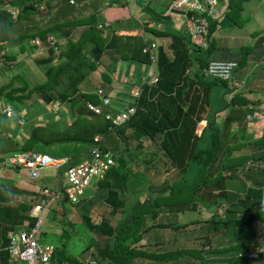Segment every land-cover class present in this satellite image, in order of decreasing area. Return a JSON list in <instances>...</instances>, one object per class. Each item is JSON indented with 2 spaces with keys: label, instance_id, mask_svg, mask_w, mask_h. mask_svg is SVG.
<instances>
[{
  "label": "trees",
  "instance_id": "obj_1",
  "mask_svg": "<svg viewBox=\"0 0 264 264\" xmlns=\"http://www.w3.org/2000/svg\"><path fill=\"white\" fill-rule=\"evenodd\" d=\"M51 1L0 0V47L7 46L11 33L15 31L20 32L18 48L23 53L28 40L30 42L35 37L45 40L47 33H54L59 38L66 39L64 45L58 46L59 48L61 46L67 48H61V51L56 55L53 47L47 46L46 55L34 58L36 64L45 65V79L41 82V86H38L39 83L33 85L32 93H39L40 96L38 95V97L40 99L37 98L39 101H36L38 105L41 104L42 110L45 109V105L51 99L60 98L65 101L70 96L68 100L72 103L70 109L74 107L73 114L68 113L69 115L65 114V116H68L71 122L69 120V125L66 127L51 126L50 122H48V125L42 121L38 124L32 123L33 126L30 130L27 129L26 138L21 137L20 140L12 137L10 132L13 128L11 125L12 119L4 115L2 112L3 106L0 104V168H15L13 165H6V157L17 151H36L48 154L46 151L42 152L41 150H49L56 146L58 153L63 148H74L78 144H82L88 153L91 147L95 145L93 140L95 134L99 133L103 137L104 132L127 123L133 129L138 144L133 149L134 154L130 156L134 159V161H129L133 164V166L131 164L133 168L135 165H140L136 155L137 152L140 153L141 151L146 155L150 153L143 152L142 148L139 147L143 145L144 139L154 142L159 141L156 142L157 144H153L154 150L157 152L156 156L151 155L145 160L147 173H154L155 180H153L154 178H145L143 181L146 184L149 180L148 186H145V189H148L139 188V193L135 199L134 195L128 197L125 190H130V187L127 186L128 182H134V180L113 168L116 164V160H114V165L109 168L105 177L98 182V186L99 183L104 182L102 188L108 192L110 200L115 197L113 204H117L122 208L119 210L122 220L120 223L110 226L108 225L109 218L100 223V219L95 220L90 217L89 207L82 210L81 222L85 229L91 233L89 243L84 248L86 251L90 250L88 258H93L98 264L99 262L105 264H135L139 258L157 262L172 261L175 264L178 261L181 262L180 264H193L196 259L204 263L205 261L209 262L211 258L214 261H226L228 264H264V135L252 141V145L249 147L250 151L239 152L240 148H243L240 147V142L234 141L235 135L228 136L224 140L219 139V136L224 132L219 130L222 123L218 125L215 119L210 120L207 117L206 123L200 132H196L197 121L193 116L196 115L202 97L201 92L191 95L186 107L181 105L190 78L186 71L189 67H193L194 63L196 65L197 62V67L200 70L201 82L209 86L221 83L226 87L227 82L231 81L234 71L241 66V62L240 64L237 62L230 79L215 78L210 76L205 69L211 61L208 55L191 57L190 51H199L201 47H196L195 44L190 43L189 38L185 36L172 35L171 47H169L173 56L172 59L166 55L162 47H158L156 59L158 80L155 86L149 85L146 88L143 86L144 92L141 93L136 103V112L125 122L112 125L111 120L104 117V114H95L88 108L89 104L98 105L100 100L95 93L81 89L83 82L89 78L93 71L97 70V66H100V75L102 80L108 84H106L107 86L112 87L121 83L122 92L109 95V103L105 105L109 109L113 96L114 99L121 98L126 104L129 98V89L136 84H140V81L137 78L134 81H131L132 79L112 80L113 74L108 72L109 68L107 67L120 61L119 57L123 53L118 52L119 57L116 54L117 52L110 53L109 57L105 59V52L108 49L103 47V30L96 29L94 12L88 14L85 18H66L64 12H68L72 6L75 7L69 4L68 0H56V3L60 1V4H64L59 9V14H62V16L55 14V19H53L55 21L36 31L29 30L35 26L36 21H34L33 16L36 13L42 15L40 17L42 19L47 16V13L50 15ZM106 1L92 0V5L97 10L101 3L103 4ZM245 1L230 0L228 9L219 22H217L218 19H209L207 30L209 41L217 28L223 27L225 22H227V25L235 24L237 21L241 22L239 14ZM40 5L43 6V9L46 8L44 14L39 12V10H42L39 8ZM8 9H14L16 11L15 15L12 16L13 14ZM154 14V18L157 20L168 19L162 13ZM204 14H206V10ZM145 28L149 29L148 27ZM85 42H92L94 47H82ZM31 47L33 49L37 48L33 43H31ZM206 49L210 53V47ZM6 50L7 53L0 56V70L15 68V54H8V48ZM131 54L127 57V61L133 59L139 63L149 64L150 62L149 53L142 52L141 47H138L137 51L132 50ZM54 58L58 59L56 65L50 64ZM204 70L209 78L205 77ZM65 77L70 89L62 88L57 91L61 87V79ZM15 79L22 82L20 86L13 84ZM27 87L28 85L24 84L23 75L17 73L16 76L9 79V82L0 85V100L12 105L21 101L25 102V99H29L32 95L31 88ZM147 91L151 92L150 94L160 91L163 97L158 96L157 99L154 97L148 100L146 97ZM103 92L105 94L106 90ZM161 104L163 106L160 108ZM256 105L257 110L264 109V105ZM258 105H261L262 108H259ZM122 110L113 114L116 115ZM3 122L6 124L5 127L2 126ZM24 123H27L26 119ZM156 136H160V138L158 139ZM221 143H224V145L221 146ZM58 146H61L60 150H58ZM127 150L124 148L125 154ZM159 154H161L162 159ZM66 156L69 158L66 164L60 168L61 174L67 166L74 165L71 156ZM122 158L123 155L118 158V162H122ZM159 158L161 165L163 167L165 165L161 172H158L160 170L158 169L160 166L157 164ZM235 177L245 179L247 183L243 194L236 198L235 195L227 191L229 186L231 187L230 181L234 180ZM12 181L13 179L7 176L0 177V264L15 263L6 249L9 243L8 232L29 229L24 228L23 225L26 222L33 225L36 220L28 214L31 205L22 200L16 204L13 203V201L18 200L20 195L29 192L8 187L7 185L13 184ZM41 188H44V186ZM141 191H143L142 199L140 198ZM31 193H34L38 201L39 195L36 190ZM122 193L126 195V200L125 197H120ZM65 202V200L60 201L61 205ZM78 202H80V199ZM202 205H207L208 211L200 219L190 221H178L176 219L180 212L185 210L195 211L196 208L200 210ZM211 206L213 209H211ZM116 207L113 208L112 205L111 216L117 214L118 209L116 210ZM221 208L222 213H218ZM62 211L61 209V216L64 219H58V214H56L57 217L54 215L55 222L59 220L57 224L63 226L59 234V236H62L60 238L68 239L70 232L66 229V226L73 228V225L77 223L65 217V213ZM161 211L166 212L164 217H159ZM157 218L158 220H156ZM198 220L202 230L207 235L211 230L215 232L213 234L217 233L214 241L205 236L196 247H183L180 244L179 248L165 251L163 249L148 251L134 246L143 239L145 233H149L154 229L168 227L176 231L181 227L197 223ZM210 241L217 245L221 244V246L212 247ZM258 250H260L258 257L249 256L251 252ZM209 251H212V253H208ZM88 258L83 260L78 258L77 255L67 253L65 242H56L55 252L51 257L50 264H88ZM192 258H195V260H192ZM250 261L253 262L250 263ZM16 262L19 264V261ZM136 264L141 263L138 260Z\"/></svg>",
  "mask_w": 264,
  "mask_h": 264
},
{
  "label": "crops",
  "instance_id": "obj_2",
  "mask_svg": "<svg viewBox=\"0 0 264 264\" xmlns=\"http://www.w3.org/2000/svg\"><path fill=\"white\" fill-rule=\"evenodd\" d=\"M148 1L146 2L145 0V1H142V3H140L138 0H132L135 6L134 5L130 6L127 3L129 7L125 9L121 8L120 9L121 13L119 14H112L111 12H109L108 14L107 11H112V10L110 9V7H104L102 9V3L100 5V11L99 9L95 10V12L97 11V15H98V17L95 20L96 22L106 21L108 24H110L109 27L106 29H103V32H102V35L104 36L103 47H107L108 49L105 52V59L109 57L108 55L110 53L114 54V52H117L116 54L119 57L118 52L123 53L125 51V47L129 45L130 47L128 48L131 51L132 50L137 51L138 47L140 46L136 44L135 42L136 39L140 44H142L143 39H145L146 41H149L150 43H154L155 44L154 51H156V54L158 53V50H159L158 47H162V49L166 52V55L170 59H172L173 57L171 53V49L169 48L171 47L170 45L172 41V35L177 36V37L185 36L189 38L190 43L195 44L196 47L198 46L192 40L191 35L188 33V31H186L185 29V25H184L185 19L183 15L180 13L181 11H174L172 14H165L167 11V8L165 10L164 9L155 10L151 6L152 4L151 5L147 4L149 3ZM171 1L173 0H170V2ZM202 1H203L202 3L203 6H205L206 5L205 0H202ZM115 2H118L122 6L127 5V4L125 5L121 0H116ZM263 5H260V6L251 5V4L249 5L245 1L243 3V9L241 13L239 14V17L241 18V22L237 21V23L232 24V25H227V22H225L223 24V27L220 26V28H217V30L212 35V38H210V41L208 40V37H207L208 26L206 27V30L203 33V38L201 40L200 47H201V50L205 49L206 51H207L206 48L210 47L211 49L210 52L211 51L213 52V57H209V59L210 60H233V61L238 62L239 64L241 62V66H239L234 71V73L232 74L231 81L227 82L226 91L225 89L220 88L218 85L209 86L201 82L200 80L201 77L199 76L200 70L197 67V62H196V65L194 63L193 67L191 66L187 69L186 73L189 75L190 78L188 80V83H189L188 88L182 97L181 105L186 107V105L188 104L190 100L191 95L193 94L195 95L196 93L198 94L200 92L202 93V97L200 99L199 106L196 111V115L193 116L197 121V128H196L197 133H199L201 128L205 125V120L207 117L210 120L211 119L217 120L216 123H218V125L219 123L222 122L221 131L224 133L227 131L231 133V131L234 130V125H235L234 119L238 117H242L244 121V127L242 129L244 131V135L246 136V140L245 142H243V144L246 143L248 144V146H251L253 140H256L264 135L263 121L259 117H256L253 119H248L247 117L249 114H252L256 111L257 109L256 104L264 105L263 104L264 103V24L262 23V19L260 18H254V20L256 21L253 20L252 23L250 24H247L246 22L247 15L250 12H252V10H255V9L257 10L261 7H264ZM227 9L228 8H226V10ZM8 11H10V13L13 15L16 12L14 9H8ZM225 12L218 18L217 22H219L220 18L223 17ZM154 13L156 14L162 13V15L164 17L165 16L168 17V19L157 20L154 18V15H155ZM204 13L205 11L201 13L199 10L194 11V12L188 11L187 15L194 14L196 17L204 16V17H207L208 20L211 19L209 16H207ZM254 15L256 16L257 14H254ZM99 16H101V19L99 18ZM260 17H263L261 13H260ZM152 21L160 22L161 23L160 28L159 29H152V28L146 29L145 27H147V23L152 22ZM133 33H137V34L132 35ZM62 41H63V44L66 43V39H63ZM82 47H94V44L92 42H85L83 43ZM4 48L0 47V56H2L1 52L4 50ZM201 50L190 51L191 57L196 58L197 56H200ZM107 61H111V60H107ZM153 67L154 69L151 68L150 64L139 63L133 59L129 61L120 59L117 65L113 63L110 65V67H107V68H109L108 72H111V74H113L112 80L116 81V80H122V79L123 80L132 79L131 81H134V79L137 78L140 81L139 85L145 86L146 88L149 85L152 87L155 86V83L150 82L152 77L156 76L158 80V65L156 62L154 63ZM203 72H204L205 77L209 78L206 71L204 70ZM83 83H87V85H89L90 89H88L87 91L92 92V93H95L96 88L100 86L101 84L103 85L104 90H106V93H108L110 96L113 93L122 92L121 83L115 84L112 87L107 86L108 84L102 80L100 72L96 70L93 71L91 75L89 76V78H87V80L84 81ZM88 83H90L91 85ZM150 93L151 92L149 91L146 92V97L148 100L154 97L157 99L158 96H160V98L163 97L161 94L162 92L160 91L155 92L154 94L152 93L153 95ZM220 99H222L223 101L225 100L224 102L226 103V105L223 109L220 110L218 114L216 112H214L213 114V111H215L217 106L221 105ZM226 100H229L230 102L229 101L226 102ZM245 101L247 102L244 103ZM162 106L163 105L161 104L159 107L161 108ZM258 107H262V106L258 105ZM130 129L131 130H127V132L131 136L130 140L132 138V140H135L136 142V143H133L132 147L134 148V147H137L138 144H137L136 136L134 134L133 129L132 128ZM156 137L158 139L160 138V136H156ZM145 140H147L148 142H151V140L149 139H145ZM145 140H144V144H145ZM156 142H159V141L156 140ZM227 142L228 141H226V143ZM227 144H229V142ZM101 147L104 148L102 146V143H101ZM139 147L143 149L144 146L142 145ZM245 147L247 146L245 145L242 148H245ZM247 151L249 150L247 149ZM88 155L90 157V152H88ZM136 168H137V165H135L134 169ZM7 177L11 178L9 175ZM98 182H99L98 180L94 181L97 189L93 191L91 195H86L84 193L82 197V199H84L82 202L86 205L84 209H88L89 207V213L91 215L90 217L92 218V216H94L93 215L94 213L93 211L95 210L94 207L95 206L100 207V218H98L97 220L100 219L99 221L101 223V221H104L105 219L109 218L108 220H110V222L108 223V225L113 226L117 223L116 222L117 219H120V220L122 219L121 212L119 211L122 208L117 206V204H113L115 197H113L112 200H110V197H108V192L101 186H98ZM125 192L128 197L132 196L130 190H125ZM141 195L142 194H140V196ZM118 196H119V193H118ZM120 197H125V200H126L125 194L122 193ZM135 198L136 197L134 196V199ZM112 205H113V208L116 206L118 207V208L116 207V210L118 209L117 210L118 212H116L117 214L115 216H111L112 214H110L111 210L113 209ZM54 207L55 206H53V211H54ZM30 210H31V206L28 212L29 216H31ZM30 226L31 225L29 224V222L28 223L26 222L23 225L24 228L25 227L29 228ZM74 226L76 227V229L74 228L73 235L71 236V238L63 239V238H60L58 234L57 238L59 240L56 242L57 243L65 242V248H66L67 253L77 255L78 258L86 260L85 258H86L88 250L87 251L84 250L85 248L84 246L89 243V238L91 237V233L85 229L82 223L75 224L73 225V227ZM89 233L90 235H88ZM71 234L72 233H70V235ZM70 241L73 242L71 244V249H70V246H68V243ZM102 264H105V263L102 262Z\"/></svg>",
  "mask_w": 264,
  "mask_h": 264
},
{
  "label": "rangeland",
  "instance_id": "obj_3",
  "mask_svg": "<svg viewBox=\"0 0 264 264\" xmlns=\"http://www.w3.org/2000/svg\"><path fill=\"white\" fill-rule=\"evenodd\" d=\"M125 5L128 3L130 6H133L134 3L132 2V0H121ZM140 3H142V1L145 0H138ZM148 0H146L147 2ZM239 1V0H236ZM51 11H50V15H48V13L45 15L46 17L40 18L42 15L36 13L33 16L34 21H36L35 26L32 27V29L29 30H33L36 31L39 28L44 27L45 25L55 21L53 19H55V14H58L60 16H62V14H59V9L62 8V6L64 5L63 3L60 4L58 1L56 3V0H52L51 1ZM149 3L147 4H152V8L153 9H166L168 4H170V0H149ZM170 2V3H169ZM246 2L250 5H263L264 4V0H246ZM92 4V0H89V3L86 4L84 7H71L70 10L68 12H64L66 18H76V17H82V16H87L91 11H93V8L91 6ZM126 6H122L120 5L118 2H115L113 0H107L106 2H104L102 4V9L104 7H110V9L112 11H107V13L109 14V12H111L112 14H119L121 13L120 9L121 8H128L129 5ZM135 6V5H134ZM264 6V5H263ZM42 10H39L40 13H45L46 12V8L43 9V7H39ZM99 11H100V6L98 7ZM49 12V11H48ZM260 13L262 14L263 17H260ZM99 14V13H98ZM254 14H257L256 16ZM15 15V14H14ZM12 15V16H14ZM98 17V15L96 14V18ZM99 18L101 19V16H99ZM254 18H260L262 19V23L264 24V7H261L259 9H255L252 10V12H250L247 15V24L252 23V21L254 20ZM24 21V20H23ZM21 21V22H23ZM243 21V20H242ZM256 21V20H254ZM29 23V22H28ZM29 25V24H28ZM28 30V31H29ZM54 36H56V38L58 39L59 37L57 35H55L54 33H51ZM137 33H133L132 35H135ZM20 32H12L11 33V37L9 38V40L7 41V46H4L5 48H8L9 52L8 54H15V59H16V63L15 64V68H6L5 70H0V85H3L4 83L9 82V79H11L12 76H16L17 73L21 74V76L23 75V79H24V84H27L29 88H31L30 92H31V96L29 99H25L24 101H21L19 103H15V105H13V108L15 109V111L17 112V114L21 115L22 117H24L27 120L26 124H21V122L17 123L14 121L15 118H12L11 121V125H12V129H11V135L14 138L17 139H22V138H26L27 136V129L30 130V128L33 126L32 123H39V122H44L46 124L49 125L48 122H50V125H58L59 127H66L69 125V120L68 116L69 114H73V108L70 109V106L72 103H66L64 104L63 108H60V110L54 115L52 110H49L47 105L46 108L44 110H46V113L42 110L41 104H37L38 100L37 98L39 93L38 92H33V85L36 83H39L38 86H41L42 83L45 79V74H44V68L45 65H38L35 63L34 58L46 55V47H44L43 44H41V49H37L39 48L36 44V49H33L31 47V43L29 42V40L26 42V46L24 47V53L21 52L22 50H20L19 47V43H20ZM32 40V39H31ZM62 40H60V42H58V45L61 43ZM65 42V41H64ZM136 44L139 45L141 47V44L137 41V39L135 40ZM57 44V43H56ZM64 45V44H61ZM3 46V45H2ZM3 47V48H4ZM44 47V48H43ZM129 46L125 47V51L123 52V55L120 56V59H125L127 61V57L131 55V50L128 48ZM4 48V51H6V49ZM61 48H67L64 46H61L55 53V55L61 51ZM169 52V51H168ZM107 54V53H106ZM203 55H208L209 57H213V52L211 51L210 53H208L205 49H202L200 51V56ZM122 57V58H121ZM58 59L54 58L52 60V62L50 64H57ZM118 62H115V65H117ZM100 72V66H97V70ZM22 82L18 79H15L13 81V84L15 86H20ZM61 87L58 90H61L62 88L69 90L70 87L68 85V81L65 78L61 79ZM218 86L220 88L225 89V91L227 90V86L225 87L224 84L218 83ZM27 87V88H28ZM81 89L84 91H87L89 89V85H87V83H83V86H81ZM49 91V90H48ZM40 96V95H39ZM220 97V95H219ZM112 102L109 106V110H111L112 113H116L120 110H122L124 108V101L121 98H115L114 96L112 97ZM40 99V98H39ZM221 100V105L217 106V108L215 109L214 112H216L217 114L220 112L221 109H223L226 105V103ZM39 101V100H38ZM229 100H226V102H228ZM77 102V100H76ZM75 102V103H76ZM5 102H3L2 100H0V104H4ZM64 107H66L68 109V111L64 112ZM105 109V108H103ZM75 110V109H74ZM69 113V114H68ZM37 116V117H36ZM61 116V117H60ZM60 117V120H59ZM71 122V120H70ZM211 122V121H210ZM209 122V123H210ZM235 125H234V130L230 132H225L224 134H222L221 136H219V139L224 140L227 139L228 136H233L235 135V141L240 142V147H244L245 145L247 147L239 150V152H247V149L250 151L248 144H243V142H245L246 140V136L244 135V131H243V127H244V121L242 119V117H238L236 119H234ZM204 123V122H203ZM206 123V122H205ZM222 123V122H221ZM5 122L2 123V126L5 127ZM208 127V126H207ZM0 128H1V123H0ZM220 128V127H218ZM127 130H131L130 127L128 126V124H123L117 128H113L111 130H108L106 132L103 133V142H102V146L108 150L111 151L113 157L116 160V164L113 168H115L118 172L126 174L128 176V178L130 177V179H133L134 182H128V187H130V191L131 194L134 195L137 198V194L139 193L138 190L139 188H143L145 189V186H148V182L147 184L145 181V178L148 179H153L155 174L152 172H148L147 173V165H145V160L148 159L151 155L152 156H156L157 152L154 150L155 147L153 146V144H155L156 142L152 141L148 142L147 140H145V144L143 142V152H147L149 153L148 155L144 154V153H138L137 152V159L139 162V166H137L136 169H134L131 166V162H129L130 160L134 161V159H132L130 156H132L134 154V148L133 143H136L135 140H130V134H128ZM221 131V129H219ZM22 137V138H21ZM209 140H210V136H209ZM130 142V144H129ZM38 144V143H37ZM151 144V145H150ZM157 144V143H156ZM218 145V143H217ZM224 145V143H221V146ZM124 148L129 149L126 151V154L124 153ZM61 149V146H58V150ZM42 152L46 151L48 154L52 155V156H58V155H69L71 156V161L73 164H78L80 162H82L85 159H88L89 155L86 151V149L84 148V146L82 144H78L76 147L74 148H63L62 151L60 150L57 153V147H52V149H42ZM141 152V151H140ZM57 153V154H56ZM131 154V155H130ZM236 154V153H235ZM239 154V153H238ZM123 155V161L122 162H118V158L121 157ZM143 156V158H142ZM160 158L162 159L161 154H159ZM159 158V163L158 166V172H161V169L164 167L161 165V160ZM141 159V161H140ZM131 163V164H130ZM142 163V164H141ZM26 171L27 169L24 167H8L5 169H1L0 168V177H5V176H10L13 181H12V185H7L8 187H14V188H18V189H22L26 192H29L28 194H23L20 195L18 200L13 201L14 204H16L19 201H24L29 205H34L37 201V198L34 196V193H31L32 191L35 190H39L41 187H47V188H52V189H59L62 187L64 181H63V176L61 174V169H53L52 167H46V168H42L40 170V177H38L37 179H29L26 175ZM143 171V174H142ZM138 172V173H136ZM155 180V178L153 179ZM63 181V182H62ZM100 181V180H98ZM159 181V179H158ZM157 182V181H156ZM231 183V187L229 186V188L227 189V191H229L230 193H232L233 195H235L234 197H238L241 196L243 194V191L245 190V187L247 186L246 180L245 179H239V178H234V180L230 181ZM104 182L99 183V186H103ZM97 189L96 185L94 182H92L86 189H85V194L86 195H91L93 191H95ZM148 188H146L145 190H147ZM144 191V190H143ZM143 191L140 192V194L143 193ZM142 197V195L140 196V198ZM212 197V196H211ZM142 199V198H141ZM83 200H80V202L76 203V204H69L67 202H65L63 205H61V203H55L53 204L54 207V212H53V206L51 208H46L43 213H42V224L41 227L39 229V233L41 235V240L43 242H51L52 244L55 245L56 241H58L59 239L57 238V235L60 234L61 229H62V225H59L57 223H59V220H57L55 222V216L56 214H58V219L59 218H63V216H61V209L63 210L62 212L65 213V217L71 219L72 221H75L77 224H81V212L82 210L86 207V205L82 202ZM95 202V201H94ZM60 207H58V206ZM62 207V208H61ZM200 210H198L196 208L195 211H187L185 210L184 212H180L178 214V216H176V219L178 221H190V220H195V219H200L202 216H205L207 213L206 211H208V207L207 205H202L200 206ZM94 213L92 216L93 219H98L100 218V207H94ZM211 209H213V207L211 206ZM162 213L159 214V217H164L166 215V212L161 211ZM218 213H222V208L218 210ZM55 215V216H54ZM57 217V216H56ZM94 220V221H95ZM122 220V219H121ZM120 219H117V223L121 222ZM158 220V218L156 219ZM75 225V224H74ZM74 228L76 229V227L74 226L73 228H70V226H67V230L72 233L71 235L69 234L67 238H71V236L73 235V231ZM213 230L210 231V233L207 235L206 232H204V230H202L201 228V224L199 223V220L197 221V223H192L186 227H181L179 229H177L176 231H174L171 228H162V229H154L153 231L149 232V233H145L143 236V239L138 242L137 244H135V247L141 248V249H145L148 251H159V249H163V251L167 250V249H173V248H179L180 244H182L181 246L183 247H196L200 244V241H202V239L206 236L207 238L209 237L211 241H214V238H216V234ZM90 235V233L88 234ZM61 236V235H60ZM62 237V236H61ZM89 237V236H88ZM210 241L211 246H217L220 247V245H217L216 243H213ZM70 243V244H69ZM68 246H70L71 249V244L73 242H69ZM86 243V242H85ZM179 245V246H178ZM86 247V245L84 246ZM262 249V248H261ZM263 251V250H262ZM255 252H260V250L255 251ZM254 252V253H255ZM90 253V250H88L86 258L88 257ZM208 253H212V251H209ZM179 258V256H177ZM256 257V256H254ZM176 258V257H175ZM175 258H171V259H175ZM217 259V258H216ZM140 261L141 264H175L172 261H168V262H157V261H152V260H148V259H144V258H139L138 259ZM189 260V259H188ZM187 260V261H188ZM192 260H195V258H192ZM196 262H194L193 264H228L226 263V261L221 260V262L219 261H214L212 258L210 259L209 262H204L201 263L198 259L195 260ZM253 261H250V263H252ZM137 263V262H136ZM135 263V264H136ZM181 262L178 261L176 264H180ZM8 264H12L11 262H9ZM13 264H18L17 262L13 263ZM99 264H102V262ZM252 264H256V263H252Z\"/></svg>",
  "mask_w": 264,
  "mask_h": 264
},
{
  "label": "built area",
  "instance_id": "obj_4",
  "mask_svg": "<svg viewBox=\"0 0 264 264\" xmlns=\"http://www.w3.org/2000/svg\"><path fill=\"white\" fill-rule=\"evenodd\" d=\"M75 3V0H69ZM202 0H173L167 7L165 14H172L174 11H181L184 17V25L186 31L191 35L195 43H201L203 33L208 26L207 17H196L194 14L187 15L188 11H197L201 13L206 10V15L211 19H218L226 10L229 0H205L206 5L203 6ZM203 6V7H202ZM179 13V14H180ZM101 27V25H99ZM150 28L159 29L160 22H148ZM47 42L53 43L52 37H47ZM33 44H40L39 39L31 40ZM154 43H146L143 50L148 51L150 66L154 69L156 54L154 52ZM4 50L1 55L4 54ZM237 66V62L233 60H211L207 66V73L210 76L220 79H230L232 71ZM157 77H152L150 82L153 83ZM143 87L139 84L134 85L129 91V101L124 109L114 115L111 111H106L98 106L89 104V109L95 113L104 114V117L111 120L112 125L125 122L136 112V103L141 96ZM102 99V103L107 105L109 97L103 96V89L100 87L96 91ZM262 108V107H259ZM2 112L6 116H11L13 111L10 105H6ZM248 119L259 117L264 123V115L260 111L249 114ZM22 121V119H21ZM102 135L95 134L93 137L95 145L91 147L90 157L76 165L67 166L63 170V185L61 189L52 190L44 188L40 191L41 196L38 202L32 207L31 215L36 221L29 229L20 230L18 232L9 231L7 234L9 243L6 249L9 252L12 261H19V264H50L51 257L55 252V245L51 242H43L40 238L39 229L41 227V219L43 211L59 200H66L70 203H76L84 192V189L95 180H101L105 177L106 172L114 164L113 155L110 150L101 147ZM68 161L67 157H54L45 153L36 151L20 152L10 155L6 160L7 166H22L27 168L28 178H37L43 167L51 166L54 169L61 168ZM249 256H258L257 252H252ZM88 264H96L93 258H88Z\"/></svg>",
  "mask_w": 264,
  "mask_h": 264
},
{
  "label": "clouds",
  "instance_id": "obj_5",
  "mask_svg": "<svg viewBox=\"0 0 264 264\" xmlns=\"http://www.w3.org/2000/svg\"><path fill=\"white\" fill-rule=\"evenodd\" d=\"M68 2H69V0H68ZM89 3V0H75V3H70L69 2V4H72V5H74L75 7H84L86 4H88ZM91 6H92V8H93V11H91L90 13H92V12H94V14H95V17H96V14H97V11L95 12V10L96 9H94V6L91 4ZM39 7H43L42 5H40ZM98 9V8H97ZM89 13V14H90ZM85 17H87V16H82V18H85ZM96 20V19H95ZM155 22H158V21H155ZM99 25H101V27L99 26ZM109 25L110 24H108L106 21L105 22H96V29L97 30H103V29H106V28H108L109 27ZM148 27V26H147ZM148 28H150V27H148ZM152 29H157V28H155V27H153ZM52 37V39H53V43H49V42H47V37ZM35 38H37V39H39V41H40V44L39 45H37L38 47H39V49H41L40 47H41V44H43L44 45V47H53V49H54V52L56 53V51H57V49H58V42H60V40H63L62 38H56V36H54L53 34H51V33H47V35L45 36V40H42V39H40V38H38V37H35ZM34 38V39H35ZM30 42H31V40H30ZM149 41H146L145 39H143V42H142V52H145V53H148V51H144L143 50V48H144V46H145V44L146 43H148ZM57 43V44H56ZM61 44H63V41H61V43L59 44V45H61ZM198 46H201V43H196ZM43 47V48H44ZM155 48V47H154ZM155 52V54H156V51H154ZM5 53H7V50H6V52ZM156 59H157V54H156ZM156 62V61H155ZM149 64H150V62H149ZM207 69V68H206ZM157 82V80L155 81V82H153V83H156ZM102 88L103 89V91H104V87H103V85L101 84L100 86H98L97 88H96V90H95V94L98 96V98H99V100H100V102H99V104H98V106H100L102 109L103 108H105V109H103L104 110V112H106V111H108L109 109H107L106 108V106L102 103L101 104V101H102V99H101V97L99 96V94L96 92L97 91V89L98 88ZM143 87V86H142ZM131 89V88H130ZM130 91V90H129ZM142 92H143V90H142ZM108 93H105L104 94V92H103V96H105V95H107ZM70 97V96H69ZM69 97H67V100H65V101H62L60 98H53V99H51L49 102H47V107H48V109L49 110H52L54 113V115L60 110V108H63V106H64V104H66V103H69L70 104V101L68 100V98ZM105 97H109V94L107 95V96H105ZM129 101H131V98H128L127 99V103L129 102ZM138 101V100H137ZM126 103V104H127ZM126 104H124V107H125V105ZM6 105H10L11 106V108H12V111H13V113H12V115L11 116H6L5 114V116L7 117V118H9V119H12V118H15L14 119V121L15 122H17V123H19V122H21V124H25L24 122H25V119H24V117H22L21 115H19V114H17V112L15 111V109L13 108V105L12 104H10V103H4L2 106H3V108L6 106ZM46 105H45V108H46ZM70 107H71V105H69ZM2 108V109H3ZM89 108V107H88ZM264 110V109H263ZM263 110H261L260 111V113L261 114H263L264 115V112H262ZM43 111H44V109H43ZM66 111H68V109L66 108V107H64V112H66ZM93 111V110H92ZM110 111V110H109ZM256 111H257V109H256ZM259 111V110H258ZM45 113H46V110L44 111ZM94 112V111H93ZM95 114H100L101 115V113H95ZM21 119H22V121H21ZM20 152H30V151H17V152H14V153H12V154H10V155H13V154H15V153H20ZM10 155H8L7 157H6V160L8 159V157L10 156ZM48 155H50V154H48ZM50 156H52V155H50ZM61 157H67V158H69L68 156H66V155H63V156H61ZM87 160V159H86ZM84 161V160H83ZM74 165H76V164H74ZM114 165V164H113ZM64 166V165H63ZM62 166V167H63ZM71 166V165H70ZM15 167H22V166H15ZM48 167H51V166H48ZM61 167V168H62ZM43 168H46V167H43ZM53 168V167H52ZM27 169V168H26ZM54 169V168H53ZM28 170V169H27ZM62 174H63V172H62ZM26 175H27V171H26ZM38 177H40V175L38 176ZM37 177V178H38ZM37 178H33V179H37ZM29 179H31V178H29ZM102 180V179H101ZM92 182H94V181H92ZM91 182V183H92ZM90 183V184H91ZM89 184V185H90ZM88 185V186H89ZM87 186V187H88ZM86 187V188H87ZM45 188V187H44ZM44 188H40L39 190H36V193L39 195V197L41 196V194H40V191L42 190V189H44ZM85 188V189H86ZM49 189H52V188H49ZM85 189H84V192H83V194L81 195V196H83L84 195V193H85ZM52 190H56V189H52ZM80 200H81V197L79 198ZM39 200V199H38ZM60 201L61 200H59V201H57V202H55V203H60ZM66 201V200H65ZM38 201H36V203H37ZM67 203H69V204H76V203H78V201L76 202V203H70V202H68V201H66ZM35 203V204H36ZM55 203H53V204H55ZM34 204V205H35ZM51 205V206H49V207H47V208H51L52 206H54V205ZM34 205H31V210H30V213L32 212V207L34 206ZM31 217H34V216H32L31 215ZM35 218V217H34ZM36 219V218H35ZM36 221V220H35ZM41 224H42V222H41ZM252 253V252H251ZM259 254V253H258ZM258 257V256H257ZM256 258V257H255ZM96 264H98L97 262H96Z\"/></svg>",
  "mask_w": 264,
  "mask_h": 264
}]
</instances>
